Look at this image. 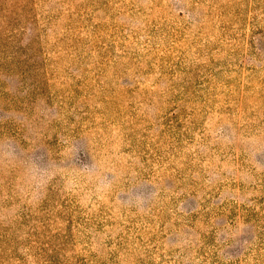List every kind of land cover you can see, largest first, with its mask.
<instances>
[{
	"label": "rangeland",
	"instance_id": "rangeland-1",
	"mask_svg": "<svg viewBox=\"0 0 264 264\" xmlns=\"http://www.w3.org/2000/svg\"><path fill=\"white\" fill-rule=\"evenodd\" d=\"M0 264H264V0H0Z\"/></svg>",
	"mask_w": 264,
	"mask_h": 264
}]
</instances>
